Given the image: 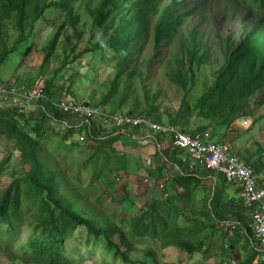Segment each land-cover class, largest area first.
<instances>
[{"label":"trees","instance_id":"obj_1","mask_svg":"<svg viewBox=\"0 0 264 264\" xmlns=\"http://www.w3.org/2000/svg\"><path fill=\"white\" fill-rule=\"evenodd\" d=\"M188 1L0 0V88L43 94L0 110V138L14 141L0 176L16 155L22 169L0 195V264H84L79 246L100 247L97 264H264L241 188L231 193L204 167L192 173L167 134L106 118L210 131V141L235 144L264 187V18L234 47L226 40L224 59L212 64L198 30L181 40L195 14ZM16 53L18 70L33 76L5 82L2 66ZM165 83L182 95L177 105ZM65 101L103 116L62 114L56 105ZM143 131L159 164L147 176L163 179L168 196L136 201L131 168L143 165L131 167L128 151ZM174 163L178 174L163 176Z\"/></svg>","mask_w":264,"mask_h":264},{"label":"rangeland","instance_id":"obj_2","mask_svg":"<svg viewBox=\"0 0 264 264\" xmlns=\"http://www.w3.org/2000/svg\"><path fill=\"white\" fill-rule=\"evenodd\" d=\"M187 9L194 10L195 14L186 26L187 29L185 28L183 30L181 40L185 42L188 41L190 38L189 31L198 30L201 33V39H199V42L202 43L201 51L207 48L210 50L212 64H218L224 59L223 55L226 47V40H229L234 47L235 43H237L242 37L243 30L245 28L255 26L259 20L264 18V6L259 2V0H189ZM40 28L41 27H39V29ZM38 33H40L39 36H42V29ZM16 54H13L9 61L2 66L1 75L5 82L12 80L16 74L22 76L27 73L33 76V73H30V71L25 72L22 68L21 70H18L19 60L21 58L20 54ZM163 89H165V93L169 94L172 102L177 105L182 95H179L176 90L171 89L168 83H165ZM262 112H264V108L260 113ZM144 132L145 131L141 132V134H137V138H141L146 143H143V141L141 143L138 142L136 146L130 147L131 149L128 151L132 160L131 167H137V163L140 161L147 164L148 159L152 158L156 153L154 142L149 140V138H143ZM261 138L264 139V136ZM232 147L234 148V152H236L235 144H232ZM13 148V140L10 141L3 137L0 138V164L11 155ZM17 156L18 155L15 157ZM15 157L13 158L11 164L3 172V175L0 176V195L10 185L13 178L22 171L21 164L18 163L19 158ZM138 157H140V159ZM131 171L132 177L130 178L129 187L136 201L143 198H150L149 195H151L152 192L155 197H159L162 194L156 188H150L144 185L145 176L148 174L147 172L137 170V168H131ZM118 180L119 183H121V179L119 178ZM28 231L29 229L24 230V238L26 237ZM24 238H21V241ZM69 243L75 244V241H69ZM75 250L82 253V258L80 259L85 260L84 264H97L96 262L98 260L100 262L99 258L102 253V249L100 247L90 250L85 246H79ZM90 251L92 253H88ZM169 256H172V253H170ZM196 261L198 262V259ZM165 262L171 263L173 260L172 258H169L168 260H163V263ZM216 263L217 261L213 260L210 264ZM2 264L18 263L9 262L5 259L2 260ZM188 264H194V261Z\"/></svg>","mask_w":264,"mask_h":264},{"label":"built area","instance_id":"obj_3","mask_svg":"<svg viewBox=\"0 0 264 264\" xmlns=\"http://www.w3.org/2000/svg\"><path fill=\"white\" fill-rule=\"evenodd\" d=\"M43 94L40 87L29 90L26 86H8L0 88V110L11 105L21 106L32 104L42 98ZM56 108L62 114H86L88 116H103L99 111L91 108L75 105L72 102H61ZM22 110V109H21ZM106 117V116H105ZM112 120V125H128L134 128L149 129L150 131L167 134L174 140V146L181 149L191 160L189 170L193 173L199 167L207 168L217 175L225 178L226 182L241 188L239 196L245 207L252 211L253 225L251 226L254 234L258 237L261 246L264 248V187L258 182V178L251 165L245 164L241 159L233 154L229 144H216L211 139V132L196 134L194 136L183 132L180 128L171 125H159L153 120L138 117L114 115L106 117ZM248 122L244 121V126ZM152 165V160L148 159V166ZM144 185L156 188L163 195L166 190L165 181H160L152 177L145 176Z\"/></svg>","mask_w":264,"mask_h":264},{"label":"crops","instance_id":"obj_4","mask_svg":"<svg viewBox=\"0 0 264 264\" xmlns=\"http://www.w3.org/2000/svg\"><path fill=\"white\" fill-rule=\"evenodd\" d=\"M137 138V137H136ZM144 138V137H143ZM137 139H140V143L143 141L141 138H137ZM148 142H149V140H148ZM143 143H146L145 141H143ZM136 152V151H135ZM187 154L183 151V152H181L180 153V155H179V157H178V159H180V161L182 162V160L181 159H184V157L186 156ZM149 159H151L152 160V165L151 166H148V163L146 164H144V163H142V165H143V168L141 169V170H143L144 172H146V169L147 168H150V169H152V170H156L157 169V166L159 165L158 164V162H157V159H156V157H155V155L152 157V158H149ZM190 163H191V160H190ZM146 167V169H145V167ZM172 167H170V168H166L165 169V171H163V176H165V177H167V176H174V175H177L178 174V170H177V168H176V164L174 163L173 165H171ZM147 176V175H146ZM157 180L159 179V178H156ZM160 181H163V180H161V179H159ZM169 188V187H168ZM169 190H170V188H169ZM236 190H239V188H237L236 186H234V187H232L231 189H230V192L231 193H233V194H235V192H236ZM239 192H240V190H239ZM159 197H162V195L161 196H159ZM236 197L237 198H240L239 197V193L238 194H236Z\"/></svg>","mask_w":264,"mask_h":264},{"label":"bare ground","instance_id":"obj_5","mask_svg":"<svg viewBox=\"0 0 264 264\" xmlns=\"http://www.w3.org/2000/svg\"><path fill=\"white\" fill-rule=\"evenodd\" d=\"M20 85V84H19ZM28 87V86H27ZM39 100V99H38ZM40 100H41V98H40ZM39 100V101H40ZM71 102V101H70ZM73 102V101H72ZM34 103V102H33ZM35 103H37V101L35 102ZM34 105V104H33ZM23 106H26V105H23ZM21 107V106H20ZM86 107V106H85ZM27 108V107H26ZM21 110V109H20ZM22 114V113H21ZM111 116V115H110ZM100 117V116H99ZM142 117V116H141ZM133 118V117H132ZM150 119V118H149ZM108 121V120H107ZM112 125V124H111ZM163 125V124H162ZM85 140V139H84ZM245 207V206H244ZM248 209H250V208H248ZM250 211H251V209H250ZM252 213V212H251ZM252 222V221H251ZM251 224V223H250ZM251 230V229H250Z\"/></svg>","mask_w":264,"mask_h":264}]
</instances>
